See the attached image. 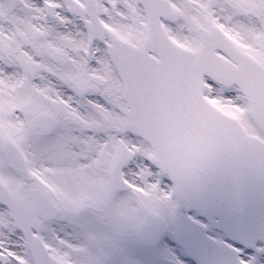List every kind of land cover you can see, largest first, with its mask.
Returning a JSON list of instances; mask_svg holds the SVG:
<instances>
[{
	"label": "snow or ice",
	"instance_id": "snow-or-ice-1",
	"mask_svg": "<svg viewBox=\"0 0 264 264\" xmlns=\"http://www.w3.org/2000/svg\"><path fill=\"white\" fill-rule=\"evenodd\" d=\"M0 264H264V0H0Z\"/></svg>",
	"mask_w": 264,
	"mask_h": 264
},
{
	"label": "water",
	"instance_id": "water-1",
	"mask_svg": "<svg viewBox=\"0 0 264 264\" xmlns=\"http://www.w3.org/2000/svg\"><path fill=\"white\" fill-rule=\"evenodd\" d=\"M255 196L253 195V194H250L249 195V202H250V207L251 208H253V209H255ZM213 228H216L215 226H213ZM217 229H219V230H221L224 234H225V236H227V233L224 231V229H222V228H217ZM199 235V234H198ZM207 235H206V233L205 234H203V235H199V238L203 241V242H205V243H208V241L205 239V237H206Z\"/></svg>",
	"mask_w": 264,
	"mask_h": 264
},
{
	"label": "rangeland",
	"instance_id": "rangeland-1",
	"mask_svg": "<svg viewBox=\"0 0 264 264\" xmlns=\"http://www.w3.org/2000/svg\"><path fill=\"white\" fill-rule=\"evenodd\" d=\"M216 234H217V235H215L216 238H220V239L222 238L223 239V236L220 233L217 232Z\"/></svg>",
	"mask_w": 264,
	"mask_h": 264
}]
</instances>
